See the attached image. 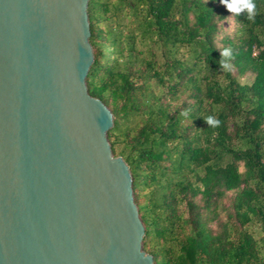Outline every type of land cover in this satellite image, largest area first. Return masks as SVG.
<instances>
[{"label": "trees", "instance_id": "obj_1", "mask_svg": "<svg viewBox=\"0 0 264 264\" xmlns=\"http://www.w3.org/2000/svg\"><path fill=\"white\" fill-rule=\"evenodd\" d=\"M254 3L247 20L220 0L87 2L84 84L112 116L107 143L128 169L152 264H264V0ZM227 18L234 31L217 40Z\"/></svg>", "mask_w": 264, "mask_h": 264}, {"label": "water", "instance_id": "obj_2", "mask_svg": "<svg viewBox=\"0 0 264 264\" xmlns=\"http://www.w3.org/2000/svg\"><path fill=\"white\" fill-rule=\"evenodd\" d=\"M88 0H0V264H152L89 97Z\"/></svg>", "mask_w": 264, "mask_h": 264}, {"label": "clouds", "instance_id": "obj_3", "mask_svg": "<svg viewBox=\"0 0 264 264\" xmlns=\"http://www.w3.org/2000/svg\"><path fill=\"white\" fill-rule=\"evenodd\" d=\"M220 3L226 8L228 12L235 15L247 13V20H252L256 14V5L254 0H220ZM221 59L218 61L220 70L229 72L232 70L233 65L231 60L234 59L230 48H225L220 52ZM182 116L188 115V110L181 113ZM203 121L210 127H218L220 121L215 116H208Z\"/></svg>", "mask_w": 264, "mask_h": 264}, {"label": "rangeland", "instance_id": "obj_4", "mask_svg": "<svg viewBox=\"0 0 264 264\" xmlns=\"http://www.w3.org/2000/svg\"><path fill=\"white\" fill-rule=\"evenodd\" d=\"M234 28H235V24H234L233 20L231 18L225 19L221 23V30L218 32V35H217L216 39L219 40L223 35L230 36L233 33ZM232 74L234 76H236V78H237V80H238V82L240 84H244V83L245 84H249L251 82V80H252V75H250L248 73L243 75V76H237L235 74V72L233 71ZM230 197H231V193H228L225 198L221 199L220 204L222 206H226L228 204V200H229ZM182 209L183 208L181 207V210Z\"/></svg>", "mask_w": 264, "mask_h": 264}]
</instances>
